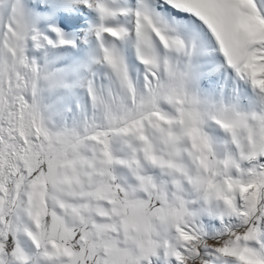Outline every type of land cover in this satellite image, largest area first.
<instances>
[{"label":"snow or ice","instance_id":"1","mask_svg":"<svg viewBox=\"0 0 264 264\" xmlns=\"http://www.w3.org/2000/svg\"><path fill=\"white\" fill-rule=\"evenodd\" d=\"M0 264H264V0H0Z\"/></svg>","mask_w":264,"mask_h":264}]
</instances>
